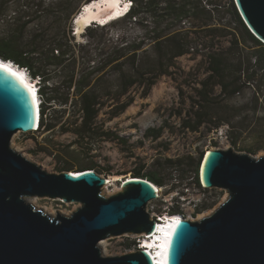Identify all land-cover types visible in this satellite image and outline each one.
Here are the masks:
<instances>
[{
	"label": "water",
	"instance_id": "obj_1",
	"mask_svg": "<svg viewBox=\"0 0 264 264\" xmlns=\"http://www.w3.org/2000/svg\"><path fill=\"white\" fill-rule=\"evenodd\" d=\"M234 1L264 42V0ZM82 8L73 17L75 28ZM39 107L26 80L0 65V264H154L147 249L105 256L100 242L152 234L157 219L148 206L158 197L156 188L132 176L122 191L106 196L107 180L91 168L50 173L26 158L12 138L37 130ZM200 179L205 188L225 189L228 196L199 220L179 215L166 264H264V156L211 149ZM35 196L82 205L69 215H51L28 201Z\"/></svg>",
	"mask_w": 264,
	"mask_h": 264
},
{
	"label": "trees",
	"instance_id": "obj_2",
	"mask_svg": "<svg viewBox=\"0 0 264 264\" xmlns=\"http://www.w3.org/2000/svg\"><path fill=\"white\" fill-rule=\"evenodd\" d=\"M91 1L0 0V57L20 67H27L33 79L39 78V131L46 133L60 125L61 133L76 134L74 143L80 147L88 146L97 137H111L110 132H105L97 122L106 106V102L102 101L104 93L99 88L104 76L96 79L98 75L114 63L112 67L122 73L125 80L132 78L129 82L121 80V94L137 84L145 85L149 91L160 76L172 75L175 61L191 51L196 54L202 52L207 67L205 77L195 88L200 98L198 108L187 112V117L181 123L182 128L187 132H200L206 124H209L208 130L226 124L231 136L240 127L230 119L214 120L216 114L206 107V104H210L208 99L217 89L220 94L233 97L254 83L257 72L253 69L252 61L255 64L264 61V42L249 29L234 0H227L226 9L230 17L229 20H222L220 25L211 22L217 13L222 12V8L213 0H131L133 5L129 13L119 19L138 25L143 35L135 40L118 38L112 45L103 41L75 42L73 17L84 3ZM13 7L15 11L9 15L11 18L5 20L6 12ZM148 13L158 20L151 28L146 19ZM165 18L175 22L194 18L200 24L195 29H185L180 24L163 25ZM109 24H93L95 28L89 26L87 29L93 32L100 26L105 29ZM149 43H153L151 49L145 48ZM152 53L155 63L145 64L143 58ZM131 59L134 60L133 65L127 68L126 64ZM148 66L151 68L148 69ZM139 76L143 79H139ZM73 95L77 97L72 100ZM70 102L74 108L67 116L66 106ZM131 103L132 98L115 112L112 110L111 116L122 113ZM57 104L62 108L54 111L53 115L50 111ZM163 130L164 127L149 129L147 137L157 138ZM115 138L124 141L122 137ZM204 156L202 151L197 158H167L166 162L171 167L169 180L166 170L161 167L148 172L137 170L134 176L145 178L157 186L169 184V192H175L173 198L179 202L184 193L181 191L182 185H188L184 182L188 176L185 175L182 159L189 157L192 160L190 166L196 170V181L201 187L199 166ZM86 168L96 170L97 167L81 166L79 169ZM70 170L73 168L66 167L63 171ZM208 206L202 201L197 204L196 210ZM166 211L171 215L183 214L179 206L168 207ZM129 246L132 247L133 243ZM134 246L138 250L139 244Z\"/></svg>",
	"mask_w": 264,
	"mask_h": 264
},
{
	"label": "rangeland",
	"instance_id": "obj_3",
	"mask_svg": "<svg viewBox=\"0 0 264 264\" xmlns=\"http://www.w3.org/2000/svg\"><path fill=\"white\" fill-rule=\"evenodd\" d=\"M213 1L219 5L220 9L222 8V12L217 13L211 22H214V25H220L222 20H229L230 17L226 9L227 0ZM14 11L15 7L7 11L5 20L11 18L9 15ZM146 19L150 28L158 21L151 13L146 15ZM172 23L180 24L185 29H195L200 24L194 18H185L181 22H175L170 18L162 21L163 25ZM87 28H84L81 34L72 32L75 42L85 44L89 41L94 43L103 41L112 45L117 42L118 38L126 37L128 40H135L143 35L138 25L121 19H117L105 29L100 26L96 28V31L91 32ZM152 44H147L145 48L151 49ZM154 56L153 53L147 55L143 58V62L148 65L150 62L155 63L152 61L155 59ZM133 62V59L129 60L126 64L127 68L132 67ZM252 64L257 72L254 83L247 85L243 91L233 97L220 94V90L217 89L216 93L208 99L210 104H206V107L216 114L214 120L230 119L236 126H240L231 136L230 128L226 124L211 130H208L209 124H206L201 127L200 132H187L182 128L181 123L187 117V112L198 108L197 102L200 98L195 88L205 77L207 67L202 52L196 54L191 51L175 61L171 71L172 75L160 76L149 91L145 85L137 84L127 93L121 94V80L129 82L132 78L128 77L129 79L125 80L122 73L112 67L114 63L98 75L96 79L104 76V79L99 82V88L104 93L102 101L106 102V106L101 111L97 122L102 125L105 132H110L111 137L107 135L97 137L88 146L80 147L74 143L76 134L61 133L60 125H58L53 131L46 133L39 130L19 131L13 135L12 145L26 158L41 165L50 173H61L66 167H72L75 171L80 170L81 166H96L95 171H99L101 176L111 180L108 186L103 187V194L106 196L122 191V181L134 176L137 170L148 172L161 167L166 170L167 180H169L168 174L171 167L166 162L167 158L177 159L184 156L197 158L202 151L206 155L208 149L218 148L233 149L238 153H247L254 157L264 156V61L255 64L253 60ZM150 66L152 67V64ZM150 66L148 69L151 68ZM138 78L143 79L140 76ZM76 97L73 95L71 99ZM130 98H132V103L122 113L115 117L111 116L112 110L115 112ZM66 107L68 116L74 105L71 106L70 102ZM61 108L62 106L57 104L50 112L55 115L54 111ZM162 127L164 130L159 137H147L149 129ZM213 133L224 134L227 139L209 143V136ZM116 136L122 137L124 141H119L115 138ZM191 161L189 157L182 159L185 175L188 176L184 180L188 185H182L181 189L184 192L183 198H179L177 202L173 198L176 193L169 192V184L158 186L160 195L148 206L152 216H161V212L165 213L168 207L179 206L185 217L199 220L200 216L204 217L213 213L226 200L227 190L204 188L203 184L201 187L198 185L196 181L198 175L196 170L190 166ZM113 178L117 180H112ZM35 198L38 201L35 204L37 208L51 215H69L82 205L80 202H63L59 199L37 196ZM31 199L34 197L28 198V201ZM202 201L209 206L200 211L192 207V204H200ZM142 236L136 234L111 236L103 239L105 243L100 245L105 256L124 255L137 251L134 244L143 242ZM130 243H133L132 247L129 246Z\"/></svg>",
	"mask_w": 264,
	"mask_h": 264
},
{
	"label": "bare ground",
	"instance_id": "obj_4",
	"mask_svg": "<svg viewBox=\"0 0 264 264\" xmlns=\"http://www.w3.org/2000/svg\"><path fill=\"white\" fill-rule=\"evenodd\" d=\"M132 5L133 4L128 2V0H93L91 2L86 3L83 11L81 12V14L78 15V17L76 19V27H77L76 34H81L83 29L86 27H89L90 24H92V25L94 23L98 24V25H102L103 23L108 24L110 21H114V20H117V19L123 17L122 13L125 12L126 9L130 10ZM0 65L2 67H7L13 71H16V73L21 75L23 78H27L26 82L30 86L31 93H32V95H34V98L36 99L37 103H39L38 96L35 93L36 88H34V87L31 88V86H36V85L34 84L33 80H31V78L27 74L23 73L21 68L18 69L16 67L15 63H13L12 61L3 60L1 57H0ZM39 109H40V107H39ZM39 114H40V111H39ZM210 150L211 149L207 150L206 155L210 152ZM131 177L132 176L127 177V178H131ZM105 179L107 180L105 183V186H108L109 183L111 182V180H109L107 178H105ZM112 180H117V178H113ZM153 186L156 188V192L159 196L160 195V188H158V186L155 185L154 183H153ZM30 202H32L33 204H37L38 201H37V198L34 197V199H31ZM174 216L176 218H174L172 221H170L168 223L167 227H165L164 225L159 226L162 223L157 222L155 231L156 230H159V231L162 230L166 234V236H163L164 239H161L162 245L160 246V247H164L165 251L159 252L156 256L155 255L152 256V258L154 259V264H166L167 250H168L169 242H170V239L172 237L173 231L176 227V224L181 219H183L182 216H179V215H174ZM200 217L203 218L202 216H200ZM142 237H143V241L145 242V244L138 247V248L145 249V248L149 247L148 252L153 255V249L152 248L156 244V243H154L155 241H153L152 243L149 244L150 235L144 234ZM104 243H105V240L101 241L100 244H104Z\"/></svg>",
	"mask_w": 264,
	"mask_h": 264
},
{
	"label": "built area",
	"instance_id": "obj_5",
	"mask_svg": "<svg viewBox=\"0 0 264 264\" xmlns=\"http://www.w3.org/2000/svg\"><path fill=\"white\" fill-rule=\"evenodd\" d=\"M84 7H85V5H83V8L82 9H84ZM73 30H74V32L76 33L77 32V28H75L74 26H73ZM16 67L17 68H21V70H23V72L25 73V74H27L28 76H30L31 77V75H30V71H29V69L27 68V67H20V66H18V65H16ZM34 83L37 85V87H38V89L40 88V82H39V78H37V79H34ZM38 130V129H37ZM37 130H35V131H37ZM226 138V136L224 135V134H216V133H213V134H211L210 136H209V143H212V142H214V143H217L219 140H220V142L223 140V139H225ZM227 139V138H226ZM152 183V182H151ZM122 184H123V181H122ZM153 184V183H152ZM203 184V183H202ZM203 187H204V185H203ZM205 188V187H204ZM197 204L198 203H195V204H192V207L193 208H195L196 209V206H197ZM171 214L170 213H168V211H166L165 213H162V215L161 216H157V217H154L153 216V218H155V219H157V222H161L162 224L161 225H159V226H162V225H164L165 227H167L166 226V224H164L165 222H167V223H169L170 221H172L173 219H174V216H170ZM179 215H181V214H179ZM183 216H184V214H182ZM187 218H189L190 219V217H187ZM193 220V219H192ZM144 235V234H143Z\"/></svg>",
	"mask_w": 264,
	"mask_h": 264
},
{
	"label": "clouds",
	"instance_id": "obj_6",
	"mask_svg": "<svg viewBox=\"0 0 264 264\" xmlns=\"http://www.w3.org/2000/svg\"><path fill=\"white\" fill-rule=\"evenodd\" d=\"M103 26V25H102ZM30 77V76H29ZM30 78H32V77H30ZM162 215V214H161ZM176 215H179V214H176ZM167 226V225H166ZM155 232V231H154ZM153 232V233H154ZM162 239H164V238H162ZM140 243V242H139ZM162 244H160V246H161ZM140 247V246H139ZM165 251V249H164V247H160V249H159V252H164Z\"/></svg>",
	"mask_w": 264,
	"mask_h": 264
}]
</instances>
